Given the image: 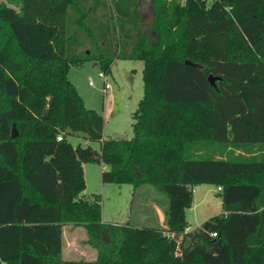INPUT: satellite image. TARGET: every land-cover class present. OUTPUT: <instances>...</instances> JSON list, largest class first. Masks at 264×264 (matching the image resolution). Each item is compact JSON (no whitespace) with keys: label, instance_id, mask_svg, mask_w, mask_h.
<instances>
[{"label":"trees","instance_id":"obj_1","mask_svg":"<svg viewBox=\"0 0 264 264\" xmlns=\"http://www.w3.org/2000/svg\"><path fill=\"white\" fill-rule=\"evenodd\" d=\"M147 2L0 3V264H264V152L229 160L188 150L201 140L264 142V0H152L144 25ZM70 21L87 37L110 27L100 36L109 53L92 57L101 72L115 58L143 62L131 138H104L103 116L68 78L89 59L68 56ZM73 132L100 149L73 145ZM86 161L108 165L102 182L164 192L165 226L103 222L101 194H82ZM200 183L216 185L222 211L185 231ZM66 223L86 228L95 258L62 257Z\"/></svg>","mask_w":264,"mask_h":264},{"label":"rangeland","instance_id":"obj_2","mask_svg":"<svg viewBox=\"0 0 264 264\" xmlns=\"http://www.w3.org/2000/svg\"><path fill=\"white\" fill-rule=\"evenodd\" d=\"M0 3H5L19 10L20 0H0ZM151 3L152 0L144 3L145 8L147 9ZM112 22L111 18V27ZM107 28L110 27L105 25L104 28H94L91 31L92 36L87 37L85 31L78 30L73 21L67 23L65 37L70 36L66 40L68 56L89 58L82 61L81 64L72 65L68 78L84 98L85 105L95 109L103 116L105 121L103 135L106 138L128 139L133 136L132 113L137 108L138 101L143 94V62L137 59L115 58L111 62L110 72L106 74L109 88L104 91V78L98 76V73L102 71L99 61L92 59V57L109 53L100 45V36L107 32ZM112 130H117L115 136H108ZM228 137L231 138L230 131H228ZM66 139L73 145L80 143L91 145L97 150L100 149V142L87 140L80 132L68 133ZM188 150L192 157L197 158L223 157L229 160H253L263 154L264 142L235 144L228 141L201 140L188 143ZM100 165L95 161L85 165L88 167V171H86L88 177L87 185L82 194L89 196L92 192H97L102 195L101 218L109 224L119 225L129 221L137 225H159L155 215L154 219L151 216L153 215L151 208L152 203H157L163 209V204L167 202L165 193L151 184H143L135 189L130 183L117 184L111 182L104 184V188L101 189L100 184L102 182L96 174ZM198 190L203 194V199L202 196H196ZM193 191L198 206L194 211H187L189 230L201 226L202 222L209 216L222 211L221 199L215 184L200 183L197 185V191ZM87 237V230L84 226L71 223L64 224L62 257L66 259L95 258L97 249L87 241ZM178 239L181 240L182 237L178 236ZM187 242L188 239L186 238L184 244Z\"/></svg>","mask_w":264,"mask_h":264},{"label":"crops","instance_id":"obj_3","mask_svg":"<svg viewBox=\"0 0 264 264\" xmlns=\"http://www.w3.org/2000/svg\"><path fill=\"white\" fill-rule=\"evenodd\" d=\"M146 8H145V6L143 7V10H142V13L144 12V10H145ZM72 82V81H71ZM73 83V82H72ZM78 90V89H77ZM79 92V91H78ZM83 98V97H82ZM83 100H84V98H83ZM84 102H85V100H84ZM105 122V121H104ZM103 130H104V126H103ZM116 132H117V130H112L111 131V133H110V135H108V136H115V134H116ZM103 137L104 138H106L104 135H103ZM89 162H93V161H86V162H83V172H84V177H85V181H86V185H87V172L86 171H88L87 169H88V167H86L87 166V164L89 163ZM98 163H100L101 165H100V168H99V170H97V175L99 176V178H100V180H101V171H102V169H105V168H107L108 167V165H106V164H104V163H102V162H98ZM86 165V166H85ZM102 182V181H101ZM108 183H111V182H102L101 184H100V187H101V189L102 188H104V184H108ZM197 185H199V184H197ZM197 185L194 187V189L193 190H195V191H197ZM136 189V188H135ZM197 197L198 196H202V199H203V194H201V192L198 190V194L196 195ZM101 197H102V195H101ZM221 199V198H220ZM197 202H196V199H195V194H194V191H193V199H192V203H191V205L189 206V207H187L186 208V211H185V213H186V219H187V221H188V226H187V228H186V230L185 231H189V220H188V218H187V211L188 210H191V211H194L196 208H197ZM151 211H152V213H153V215H151L152 216V218L154 219V215H155V217L157 218V221L159 222V225H162V226H165V224H164V213H163V209L161 208V207H159V205L157 204V203H152V208H151ZM102 212V211H101ZM142 214V213H141ZM150 216V217H151ZM102 219V218H101ZM146 220V219H145ZM102 221L103 222H107V221H105V220H103L102 219ZM71 226V225H70ZM76 227V226H75ZM62 251H63V243H62Z\"/></svg>","mask_w":264,"mask_h":264},{"label":"water","instance_id":"obj_4","mask_svg":"<svg viewBox=\"0 0 264 264\" xmlns=\"http://www.w3.org/2000/svg\"><path fill=\"white\" fill-rule=\"evenodd\" d=\"M154 17H155V13H154V10L152 8L151 5H149L146 9V11L141 14L140 16V22L144 25H149L151 24L153 21H154ZM185 63L192 66V67H196V68H201L202 66L197 64V63H193L189 60H185ZM219 77L218 76H215V75H212V74H209L207 79L209 81V83L215 87L216 86V81ZM17 136V130H16V127L15 125H13V128H12V133H11V137H16Z\"/></svg>","mask_w":264,"mask_h":264},{"label":"built area","instance_id":"obj_5","mask_svg":"<svg viewBox=\"0 0 264 264\" xmlns=\"http://www.w3.org/2000/svg\"><path fill=\"white\" fill-rule=\"evenodd\" d=\"M98 76L101 77V78H104V87H103V90L105 91L106 89L109 88V83L106 81V78H107V75L103 72H99L98 73ZM91 84V82H89ZM62 139V136L61 135H58L57 136V140H61ZM218 188H220V186H218ZM217 232L216 231H213L212 232V235H216Z\"/></svg>","mask_w":264,"mask_h":264}]
</instances>
